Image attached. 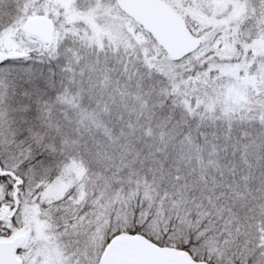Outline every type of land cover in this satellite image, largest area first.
Here are the masks:
<instances>
[{"label": "snow or ice", "instance_id": "obj_1", "mask_svg": "<svg viewBox=\"0 0 264 264\" xmlns=\"http://www.w3.org/2000/svg\"><path fill=\"white\" fill-rule=\"evenodd\" d=\"M0 264H264V0H0Z\"/></svg>", "mask_w": 264, "mask_h": 264}]
</instances>
